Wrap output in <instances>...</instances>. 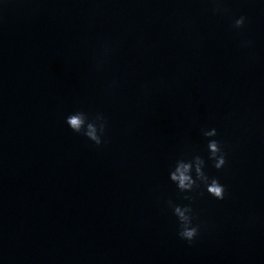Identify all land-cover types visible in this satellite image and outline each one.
Wrapping results in <instances>:
<instances>
[{
	"label": "water",
	"instance_id": "water-1",
	"mask_svg": "<svg viewBox=\"0 0 264 264\" xmlns=\"http://www.w3.org/2000/svg\"><path fill=\"white\" fill-rule=\"evenodd\" d=\"M213 7L0 0V264H264V0ZM75 111L105 117L101 146ZM194 155L223 200L169 180ZM168 201L192 208L191 244Z\"/></svg>",
	"mask_w": 264,
	"mask_h": 264
},
{
	"label": "clouds",
	"instance_id": "clouds-1",
	"mask_svg": "<svg viewBox=\"0 0 264 264\" xmlns=\"http://www.w3.org/2000/svg\"><path fill=\"white\" fill-rule=\"evenodd\" d=\"M214 7V13L226 11L221 7L222 0H211ZM245 24V17L241 16L234 21L233 27L240 29ZM67 127L78 135H83L92 145L99 147L104 143V135L107 127V120L102 114H96L91 117L84 111H75L65 118ZM203 136L208 140L207 160L211 162V166L217 171L221 170L226 163V154L222 150L218 140L212 139L217 135L216 129L203 131ZM206 161L200 155H194L191 159H177L174 163L173 170L169 173V180L176 185L181 193L192 192L201 184L209 196L215 200H223L225 198V187L218 179L210 178L204 171ZM194 174V176H193ZM185 200H191V197L184 196ZM167 206L172 209L173 215L177 219L179 226L177 235L179 239L191 244L199 234V226L193 224L192 208L189 205H174L171 201L167 202Z\"/></svg>",
	"mask_w": 264,
	"mask_h": 264
}]
</instances>
